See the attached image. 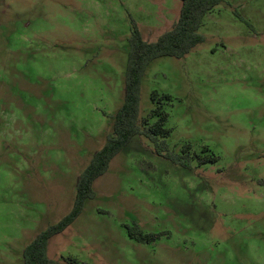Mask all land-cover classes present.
Segmentation results:
<instances>
[{
	"label": "rangeland",
	"instance_id": "374dc122",
	"mask_svg": "<svg viewBox=\"0 0 264 264\" xmlns=\"http://www.w3.org/2000/svg\"><path fill=\"white\" fill-rule=\"evenodd\" d=\"M180 6L0 0V264H23L24 249L72 209L123 104L132 24L154 42ZM199 33L186 57L148 65L139 117L153 91L170 96V150L218 162L179 166L133 138L49 240L53 264H264V0H225ZM133 224L160 237L137 243Z\"/></svg>",
	"mask_w": 264,
	"mask_h": 264
},
{
	"label": "trees",
	"instance_id": "16d2710c",
	"mask_svg": "<svg viewBox=\"0 0 264 264\" xmlns=\"http://www.w3.org/2000/svg\"><path fill=\"white\" fill-rule=\"evenodd\" d=\"M225 0H180V11L177 20L170 30L160 35L154 42L145 41L136 26L132 24L129 39V50L124 81V99L121 108L115 114L112 131L107 135L105 145L96 152L78 177L75 186V198L72 209L57 224L39 234L23 251V264H53L47 257V245L51 238L64 232L80 216L86 201L94 198L93 184L102 177L111 161L135 137H143L154 149V153L176 165L189 167L192 162L198 166L216 164L215 156H199L185 151L175 153L167 145L171 131L166 128L169 115L164 107L170 102V96L150 95L153 108L145 117H139L140 88L142 78L148 65L164 57L182 59L194 48L204 42L199 33L205 17ZM234 14L240 18L236 10ZM128 237L137 243L148 244L157 240L160 235L144 234L138 225L127 228ZM70 264H79L70 260Z\"/></svg>",
	"mask_w": 264,
	"mask_h": 264
},
{
	"label": "water",
	"instance_id": "95a60500",
	"mask_svg": "<svg viewBox=\"0 0 264 264\" xmlns=\"http://www.w3.org/2000/svg\"><path fill=\"white\" fill-rule=\"evenodd\" d=\"M77 182H78V180H77ZM77 182H76V183H77Z\"/></svg>",
	"mask_w": 264,
	"mask_h": 264
}]
</instances>
